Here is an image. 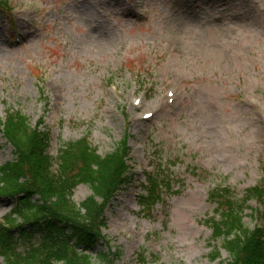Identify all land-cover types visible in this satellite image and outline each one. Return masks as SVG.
<instances>
[{
	"label": "rangeland",
	"instance_id": "rangeland-1",
	"mask_svg": "<svg viewBox=\"0 0 264 264\" xmlns=\"http://www.w3.org/2000/svg\"><path fill=\"white\" fill-rule=\"evenodd\" d=\"M184 6L195 29L179 43L169 29ZM10 9L0 14V119L44 121L52 156L82 140L103 157L124 140L131 151L134 183L106 208L108 246L97 249L120 252L115 264L229 262L206 220L217 214L214 190L244 200L264 183V0H11ZM15 160L0 132V167ZM160 173L171 180L161 201L143 204ZM91 195L80 184L72 201ZM13 207L0 198V222ZM260 209L247 201V229L263 224Z\"/></svg>",
	"mask_w": 264,
	"mask_h": 264
},
{
	"label": "trees",
	"instance_id": "trees-1",
	"mask_svg": "<svg viewBox=\"0 0 264 264\" xmlns=\"http://www.w3.org/2000/svg\"><path fill=\"white\" fill-rule=\"evenodd\" d=\"M10 1L0 0V14L10 17ZM44 124L40 121L32 129L20 112L8 113L5 121L0 119V132L16 158L0 167V198L14 204L0 222V256L6 264H93L92 257L103 264H115L120 252L97 248L101 242L108 246L102 231L106 208L134 183L126 140L105 157L86 140L64 144L59 155L52 156V136L41 129ZM170 182L161 173L153 179L150 176L141 196L143 204L161 201V190ZM80 184L92 195L76 205L72 197ZM232 194L229 188L210 194L217 214L206 223L212 240L222 239V248L230 257L229 262L219 264H264V222L254 230L243 223L250 199L261 206V213L255 211L257 220L264 219V183L247 192L244 200ZM220 258V249H214L211 259L216 262Z\"/></svg>",
	"mask_w": 264,
	"mask_h": 264
},
{
	"label": "bare ground",
	"instance_id": "bare-ground-1",
	"mask_svg": "<svg viewBox=\"0 0 264 264\" xmlns=\"http://www.w3.org/2000/svg\"><path fill=\"white\" fill-rule=\"evenodd\" d=\"M184 8L185 6L183 8H178V11L176 12L178 15L176 13L172 14V17L176 20V26L169 29L171 30L170 33L174 40L179 43H184L187 40L189 33L192 34L195 29L190 22H187V20L183 22V19L180 18V16L184 14Z\"/></svg>",
	"mask_w": 264,
	"mask_h": 264
}]
</instances>
